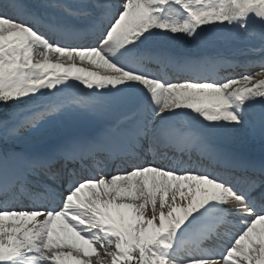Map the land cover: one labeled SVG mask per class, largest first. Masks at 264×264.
Listing matches in <instances>:
<instances>
[{"label":"snow or ice","instance_id":"snow-or-ice-1","mask_svg":"<svg viewBox=\"0 0 264 264\" xmlns=\"http://www.w3.org/2000/svg\"><path fill=\"white\" fill-rule=\"evenodd\" d=\"M0 264H264V0H0Z\"/></svg>","mask_w":264,"mask_h":264}]
</instances>
